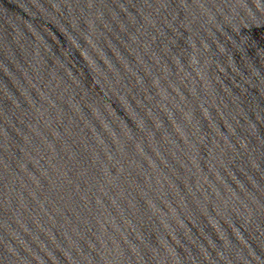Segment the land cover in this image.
<instances>
[{
    "label": "water",
    "instance_id": "obj_1",
    "mask_svg": "<svg viewBox=\"0 0 264 264\" xmlns=\"http://www.w3.org/2000/svg\"><path fill=\"white\" fill-rule=\"evenodd\" d=\"M0 264H264V0H0Z\"/></svg>",
    "mask_w": 264,
    "mask_h": 264
}]
</instances>
